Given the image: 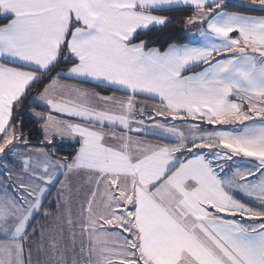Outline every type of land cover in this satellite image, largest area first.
<instances>
[{"label":"snow or ice","instance_id":"obj_1","mask_svg":"<svg viewBox=\"0 0 264 264\" xmlns=\"http://www.w3.org/2000/svg\"><path fill=\"white\" fill-rule=\"evenodd\" d=\"M176 8L198 43L158 31ZM253 10L264 0H0V264H264Z\"/></svg>","mask_w":264,"mask_h":264},{"label":"trees","instance_id":"obj_2","mask_svg":"<svg viewBox=\"0 0 264 264\" xmlns=\"http://www.w3.org/2000/svg\"><path fill=\"white\" fill-rule=\"evenodd\" d=\"M236 0H229V3H235ZM229 10H233L232 8H229ZM190 10L184 9V8H176L173 9L171 12L163 13L165 15H169L173 23L169 24L166 28L159 29L158 31L166 34V36H171L177 43H184L189 40V26H185L183 23V17L184 15ZM251 14H264V12H260L259 10H253ZM35 107V105H33ZM42 107H39L37 109H41ZM26 122L25 127V133L31 134V136L34 138L33 143H36L41 138V133L37 131V128L39 125L36 123L35 120H30L27 116L24 117ZM62 147L67 148L68 145H62ZM75 147H78V145H75ZM59 155H71L73 153H69L68 151H63L58 153Z\"/></svg>","mask_w":264,"mask_h":264},{"label":"crops","instance_id":"obj_3","mask_svg":"<svg viewBox=\"0 0 264 264\" xmlns=\"http://www.w3.org/2000/svg\"><path fill=\"white\" fill-rule=\"evenodd\" d=\"M253 15H264V14H253ZM198 27L199 25H192V26H189V30L190 32L188 33L189 34V40L184 42V43H198L199 42V38L198 37H192V34L193 33H196L197 30H198ZM67 83L69 84H76L80 87H84V88H94L95 87V84L92 83V82H82L81 80H76V79H71V80H67L66 81ZM96 91H99V92H103L105 94H112L110 89L109 88H106V87H99V88H95ZM116 95H123V93L121 92H116ZM148 103H155L154 101H147ZM38 111H47V109L45 108H41V109H37ZM211 130V129H209ZM144 139H147L153 143H159V142H170V141H161V140H158L157 138L155 137H152V136H147V137H143ZM54 191V190H53ZM75 201V200H74ZM247 202V201H246ZM73 208H74V211L76 210V207H75V203H73Z\"/></svg>","mask_w":264,"mask_h":264},{"label":"rangeland","instance_id":"obj_4","mask_svg":"<svg viewBox=\"0 0 264 264\" xmlns=\"http://www.w3.org/2000/svg\"><path fill=\"white\" fill-rule=\"evenodd\" d=\"M190 32V30H188V33ZM73 203H75V207H76V201H73ZM0 239H3V237H0Z\"/></svg>","mask_w":264,"mask_h":264}]
</instances>
